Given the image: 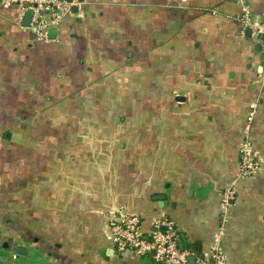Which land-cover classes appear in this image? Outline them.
<instances>
[{"label":"crops","instance_id":"crops-1","mask_svg":"<svg viewBox=\"0 0 264 264\" xmlns=\"http://www.w3.org/2000/svg\"><path fill=\"white\" fill-rule=\"evenodd\" d=\"M71 2L49 41L0 6V264H151L113 250L119 211L264 264V58L240 23L264 0ZM244 140L261 171L239 179Z\"/></svg>","mask_w":264,"mask_h":264},{"label":"built area","instance_id":"built-area-1","mask_svg":"<svg viewBox=\"0 0 264 264\" xmlns=\"http://www.w3.org/2000/svg\"><path fill=\"white\" fill-rule=\"evenodd\" d=\"M64 0H0V6H15L21 13L30 12L27 30L39 41H49L48 31L71 15L70 6ZM242 33L249 31L258 40L264 56V17L256 20L248 6H241ZM238 178L245 179L261 171L260 163L248 140L238 149ZM220 207L226 210L235 197V189L228 187L219 193ZM174 223L163 215L148 227L140 217L119 211L111 220L110 242L116 253L129 251L134 257L151 264H227L220 239L222 229L214 236V242L200 258L179 245V235ZM12 258L8 253L7 258ZM19 261L18 258L14 259Z\"/></svg>","mask_w":264,"mask_h":264},{"label":"trees","instance_id":"trees-1","mask_svg":"<svg viewBox=\"0 0 264 264\" xmlns=\"http://www.w3.org/2000/svg\"><path fill=\"white\" fill-rule=\"evenodd\" d=\"M177 233L179 235V245L182 248L187 249L189 252H191L193 254V258H200L202 256V252L195 249L192 245L187 244V242L183 238V236L179 232H177Z\"/></svg>","mask_w":264,"mask_h":264},{"label":"water","instance_id":"water-1","mask_svg":"<svg viewBox=\"0 0 264 264\" xmlns=\"http://www.w3.org/2000/svg\"><path fill=\"white\" fill-rule=\"evenodd\" d=\"M68 3L71 2V0H66ZM30 19V12H26L25 13V21H24V24L27 25L28 21ZM264 58V56H263ZM15 256H18V257H27V254H28V251L27 249H24V248H21V247H18L14 250V253H13Z\"/></svg>","mask_w":264,"mask_h":264},{"label":"flooded vegetation","instance_id":"flooded-vegetation-1","mask_svg":"<svg viewBox=\"0 0 264 264\" xmlns=\"http://www.w3.org/2000/svg\"><path fill=\"white\" fill-rule=\"evenodd\" d=\"M111 223V222H110Z\"/></svg>","mask_w":264,"mask_h":264}]
</instances>
